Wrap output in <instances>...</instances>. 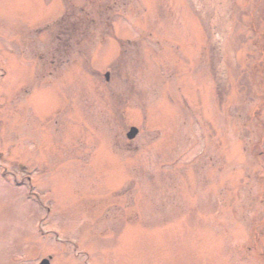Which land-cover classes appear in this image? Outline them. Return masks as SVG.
<instances>
[{"label": "rangeland", "instance_id": "374dc122", "mask_svg": "<svg viewBox=\"0 0 264 264\" xmlns=\"http://www.w3.org/2000/svg\"><path fill=\"white\" fill-rule=\"evenodd\" d=\"M49 258L264 264V0H0V264Z\"/></svg>", "mask_w": 264, "mask_h": 264}, {"label": "water", "instance_id": "95a60500", "mask_svg": "<svg viewBox=\"0 0 264 264\" xmlns=\"http://www.w3.org/2000/svg\"><path fill=\"white\" fill-rule=\"evenodd\" d=\"M138 135V131L135 128H132L130 133L128 134V138L130 140L134 139ZM41 264H49V261L44 260Z\"/></svg>", "mask_w": 264, "mask_h": 264}, {"label": "trees", "instance_id": "16d2710c", "mask_svg": "<svg viewBox=\"0 0 264 264\" xmlns=\"http://www.w3.org/2000/svg\"><path fill=\"white\" fill-rule=\"evenodd\" d=\"M66 21V20H65ZM67 22V21H66ZM66 27H70L72 30L71 31H75L77 29V24H70V21L68 22V24H66ZM70 35L67 34V38H69Z\"/></svg>", "mask_w": 264, "mask_h": 264}]
</instances>
